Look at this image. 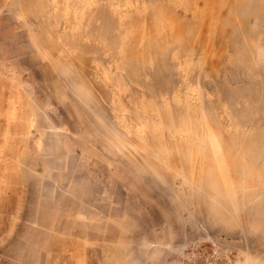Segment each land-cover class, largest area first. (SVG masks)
<instances>
[{
    "label": "rangeland",
    "instance_id": "374dc122",
    "mask_svg": "<svg viewBox=\"0 0 264 264\" xmlns=\"http://www.w3.org/2000/svg\"><path fill=\"white\" fill-rule=\"evenodd\" d=\"M0 264H264V0H0Z\"/></svg>",
    "mask_w": 264,
    "mask_h": 264
}]
</instances>
